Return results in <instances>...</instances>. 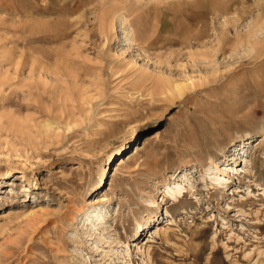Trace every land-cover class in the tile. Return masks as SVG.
Instances as JSON below:
<instances>
[{
	"label": "rangeland",
	"instance_id": "rangeland-1",
	"mask_svg": "<svg viewBox=\"0 0 264 264\" xmlns=\"http://www.w3.org/2000/svg\"><path fill=\"white\" fill-rule=\"evenodd\" d=\"M0 264H264V0H0Z\"/></svg>",
	"mask_w": 264,
	"mask_h": 264
},
{
	"label": "bare ground",
	"instance_id": "bare-ground-1",
	"mask_svg": "<svg viewBox=\"0 0 264 264\" xmlns=\"http://www.w3.org/2000/svg\"><path fill=\"white\" fill-rule=\"evenodd\" d=\"M175 88L176 90L178 91L179 94L182 93L183 91V87L180 86V85H175ZM62 107V106H61ZM65 107V106H64ZM56 108V107H55ZM57 109V108H56ZM63 110V108H62ZM61 110V111H62ZM67 110V109H66ZM58 111V110H57ZM71 111V109L69 110ZM67 111H65V114H66ZM74 115V114H73ZM65 117V116H64ZM61 118V116L59 117ZM66 118V117H65ZM74 119V118H73ZM57 121V120H56ZM60 121V120H59ZM58 122V121H57ZM61 123V122H60ZM46 124V123H45ZM63 125V124H62ZM46 129L48 128L49 129V126L50 124L47 123L46 125ZM67 128V127H66ZM51 129V128H50ZM66 130V129H65ZM53 132V131H52ZM39 163L40 164H47L45 160H40L39 159ZM100 179H104V176H100ZM219 176L217 174H212L211 177H210V188L214 189V191H216L221 185L227 183L228 181H225V183L223 182H220L219 181ZM183 180V178L181 177V179L179 181H175V182H172L168 185L165 186V190H166V198L169 199V200H173L174 202H179L181 198L184 197L185 193L187 192V189L185 188V186L181 183ZM153 201L150 200L149 201V206H151V203ZM98 204V201L97 199H92L90 202H89V207L92 208V212H94L95 214L90 216L89 218V221H91V225L94 224V221L96 220L97 218V215H96V212H97V207L96 206ZM39 208V207H38ZM88 207L85 209L87 210ZM82 212V211H80ZM141 227V226H140ZM145 227V226H144ZM159 230V227L158 225L155 227V231H158ZM140 249V248H139Z\"/></svg>",
	"mask_w": 264,
	"mask_h": 264
}]
</instances>
